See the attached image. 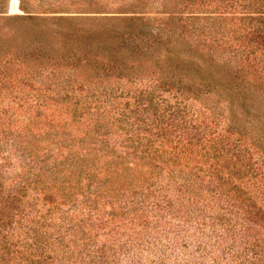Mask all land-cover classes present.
<instances>
[{"label": "rangeland", "instance_id": "374dc122", "mask_svg": "<svg viewBox=\"0 0 264 264\" xmlns=\"http://www.w3.org/2000/svg\"><path fill=\"white\" fill-rule=\"evenodd\" d=\"M262 34L264 0H0V264H85L110 238L133 240L131 231L122 233L130 226L156 238V230L179 220L202 221L219 213L237 224L236 236L264 245L261 188L247 186L257 201L218 180L216 186L225 193H213L209 187L216 181L197 162L173 157L177 165L166 164L162 160L172 157L158 144L147 149L148 138L160 141V129L151 133L152 127L175 113V119L181 118L183 112L178 113L185 108L224 112L225 128L232 123L233 108L235 120L242 119L235 130L244 135L220 148L230 158L246 144L259 161L264 155ZM181 134L171 135L173 144ZM154 152L163 155L159 165L185 170L176 173L175 181L190 176L200 185L189 186L191 196L180 192L174 208L148 207L168 192L157 188L169 169L158 175L153 168L158 176L141 179L148 176ZM73 154L83 158L71 161ZM114 158L141 166L140 188L124 187L114 191V198L131 209L148 207L149 224L140 218L130 223L133 214L100 217L101 208L112 210V191L100 208L92 209L83 201L88 194L76 189L79 178L89 183L71 163L87 159L107 167ZM96 185H91L93 194ZM149 185L151 190L145 188ZM46 188L49 193L79 192L62 202L59 196L50 201ZM194 192L198 200L192 203L187 197ZM226 193L234 200L230 205ZM180 204L181 211L176 209ZM27 212L33 218L25 217ZM121 222L128 228H118ZM33 225L40 232L31 230ZM35 233L49 251L34 261V255L23 253ZM120 260L128 258L120 255Z\"/></svg>", "mask_w": 264, "mask_h": 264}, {"label": "trees", "instance_id": "16d2710c", "mask_svg": "<svg viewBox=\"0 0 264 264\" xmlns=\"http://www.w3.org/2000/svg\"><path fill=\"white\" fill-rule=\"evenodd\" d=\"M262 36H264V34H262ZM194 94L196 96L198 93L194 92ZM182 112L183 116L181 118L175 119L177 117V113H175L173 114L172 119L168 118V121H163L159 126H153L154 128L151 126V133H155V128L160 129V132L157 134L160 141L156 140V138L155 140L148 138V151L151 150L154 145L158 144L159 148H162L163 153L167 152L172 157L168 160H162V162H166V164H170V161H172L174 165H177L176 162H174L173 157L179 159L183 157V159H192V161L197 162V165L195 166L200 167L199 169L201 172L206 171L212 178V181H216L212 187H209L213 193H225L224 190L219 191V186H216L218 180L226 187L242 190L248 195L249 199L257 201L255 193L249 191L247 186L261 188L264 194V155H261V158L258 161L257 158H255V154L251 152L250 148L245 144L243 152H240L237 155H232L231 157L229 156L230 158H226L228 155L222 151L224 147H222V149L220 148L222 145H231L230 141L232 140L236 141V139H240L238 134L244 135L243 130H235L238 122H242V119L235 120V118L238 117L236 115L237 112L233 108H230V120L232 123L226 128L221 127L222 118L226 116L224 112L213 113L205 109H197L194 106L179 111L178 115ZM242 113L243 115L246 114L244 111H242ZM254 117V119L262 121V117H260L259 114H255ZM98 123L99 122L94 126L97 130L100 127L98 126ZM164 124L168 127L164 128ZM190 128H194V132H191ZM223 129L225 131H223ZM178 130H182V134L179 136L178 140L175 141V144H173L174 140L171 139V135ZM217 133L218 135L215 136ZM233 145L239 146L234 143ZM199 148H201L202 151L199 150ZM155 151H157V149ZM181 154H183V156H181ZM88 156L91 157V155ZM149 157L151 159L149 161L150 170H148L149 172H145L148 176L144 175L141 179L149 181L150 177L152 178L154 177V174H156L154 173V169L156 168L158 175L166 169H169V173L166 175V181H162L160 187L157 188L158 191L168 190L167 194H165L163 198H160V200L154 201L149 206L147 205L148 207L168 208V206H172V208H174V205L178 204V202H175L177 201L180 192H184L185 190L190 192L191 190H189V186H192L193 188H198L200 186L195 182V179L190 176L185 177L181 175L178 176L180 180L175 181L174 178L177 177V174H182L185 170L183 168H176L169 165L166 167L159 165L157 161L158 157H163L162 153L159 154L154 152L151 153ZM78 158L83 157L73 154L71 156V161ZM85 161L86 162L80 164H71L74 168L80 170L81 173L83 172L84 178L89 183V185H86L79 178L77 182L80 183L76 188L79 189V191H85L88 194L86 198L83 199L88 206L92 209L100 208L99 203L108 196L106 193H109L108 191L110 190L112 191L111 197L113 198L108 199V202L111 204L112 210L106 212V210L103 211L101 208L100 212H102L99 214L100 217L105 213H107L109 217L115 215L129 216L133 214L130 223L136 224L133 222H135L137 218H140L141 220H144L142 223L145 225L149 224L150 220L147 219V212L151 210H148V207H134L131 209L124 200L121 199L115 201L116 198H114L116 196L115 192L117 193L124 187L129 190H135V188L138 190L140 188V182L138 183V179H140L142 175L140 165H135L133 163L124 165L123 162H120L115 158L112 161H109L110 163L107 164V167L101 164H88L87 159ZM203 163L206 165V170L202 169L204 165ZM72 173L78 174L79 176V171L77 170L72 171ZM200 178L198 177V181H200ZM53 181L55 182V180ZM94 183L97 184L96 186L98 189L95 190L93 194L92 191H90V188ZM194 184L197 186L194 187ZM145 188L151 190L150 185L147 187L145 186ZM21 189L24 191L25 187L23 186ZM45 191V199L56 201L57 196H59L61 202L67 199V197L70 198V195H78L77 193L79 192L75 191L71 194L70 191L66 192L63 189V192L53 191L54 193H49L47 192L48 188H46ZM171 191L172 193L176 191L178 193L173 197H170V194L168 193ZM142 193L145 194L146 192ZM155 193V191L152 192V194ZM195 195L194 192V196L190 197V192V196L188 195L187 199L192 200L193 203V199L194 201L198 200ZM213 196L215 195L213 194ZM226 196L228 200L227 205H230V202L234 200L230 201V199L233 198H230L231 196L229 193H226ZM115 203L117 204L115 205ZM146 204L148 203L146 202ZM182 205L183 204H180L176 209L181 211ZM117 206H119V208ZM26 216L27 218H33L31 212H27L25 217ZM99 216L98 218H100ZM183 217L194 218L193 216L188 215H183ZM224 217V215L219 213V216H217V214L207 215V217H204L206 219H203L202 221H191L192 219H188L189 221L187 222H180L181 220H179L177 224L176 222L173 223L174 226H170L166 230L165 228H161V230L159 229L158 231L156 230L155 232H157L158 235L156 238L153 237L154 235L150 238V235L142 228L137 229L136 226H130L129 229L124 230L122 233L126 235L127 231H131V234L134 235L133 240L122 242V239L120 240L116 237L114 239L110 238L109 244H105L101 250H99L100 247L94 250L93 257L95 260L86 261L85 264H118L119 262L120 264H264V245L255 240L250 242V238L244 235H242V237L236 236L233 232L237 228V224L225 220ZM161 218H167V216ZM121 224L122 225H119L118 228H128L127 224H123V222H121ZM62 226L64 227V223ZM30 229L40 232L39 226L33 225L30 226ZM40 235V233H35L33 242H28V238L26 241V243H28L24 248L23 254L26 255L31 253L34 255L32 257V260L34 261L38 259L41 260L42 258L40 254H45L49 251L47 250V245L41 244L42 242L40 240L38 241ZM47 238H50V236L48 235ZM136 239L141 240L136 241ZM238 244L243 247L242 250L237 249ZM38 249H41L42 252L36 254V250ZM120 255L128 258L126 263L121 262ZM28 261L29 260H27V262ZM74 262L76 263V260H74Z\"/></svg>", "mask_w": 264, "mask_h": 264}]
</instances>
